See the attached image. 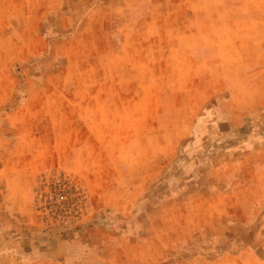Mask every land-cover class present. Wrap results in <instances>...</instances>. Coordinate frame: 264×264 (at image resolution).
<instances>
[{
  "label": "rangeland",
  "instance_id": "1",
  "mask_svg": "<svg viewBox=\"0 0 264 264\" xmlns=\"http://www.w3.org/2000/svg\"><path fill=\"white\" fill-rule=\"evenodd\" d=\"M0 264H264V0H0Z\"/></svg>",
  "mask_w": 264,
  "mask_h": 264
},
{
  "label": "built area",
  "instance_id": "2",
  "mask_svg": "<svg viewBox=\"0 0 264 264\" xmlns=\"http://www.w3.org/2000/svg\"><path fill=\"white\" fill-rule=\"evenodd\" d=\"M60 197H61V198H65V194H63V193L60 194Z\"/></svg>",
  "mask_w": 264,
  "mask_h": 264
}]
</instances>
